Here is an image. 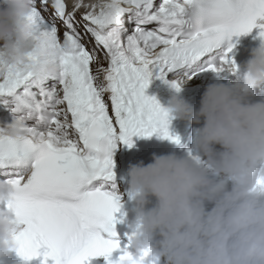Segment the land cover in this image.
Masks as SVG:
<instances>
[{
  "label": "snow or ice",
  "instance_id": "1",
  "mask_svg": "<svg viewBox=\"0 0 264 264\" xmlns=\"http://www.w3.org/2000/svg\"><path fill=\"white\" fill-rule=\"evenodd\" d=\"M50 2L65 26L63 40L55 19L42 14ZM81 8L92 49L77 27ZM30 19L43 37L32 63L9 66L0 77V103L34 122L28 138L0 140V180L16 188L5 207L24 225L16 251L40 264H91L98 257L124 264L131 252L114 239L122 206L114 149L133 147L134 136L179 142L170 115L146 95L150 78L155 72L169 83L171 74L180 90L200 72L235 71L233 37L258 29L264 38V0H78L71 11L66 0H40L39 8L34 0ZM48 63L57 66L54 74ZM116 250L122 254L112 261Z\"/></svg>",
  "mask_w": 264,
  "mask_h": 264
},
{
  "label": "clouds",
  "instance_id": "2",
  "mask_svg": "<svg viewBox=\"0 0 264 264\" xmlns=\"http://www.w3.org/2000/svg\"><path fill=\"white\" fill-rule=\"evenodd\" d=\"M33 5L34 0H0V77L9 66H29L43 40L30 19ZM245 68L231 85L209 84L198 109L179 95L163 107L176 119L202 126L194 129L191 155H153L147 165H130L135 218L127 245L134 253L124 264H264V183H258L264 181V100L250 99L264 84V41L251 50ZM46 70L58 69L48 63ZM98 87L109 92L107 80ZM169 87L176 90L171 81ZM31 134L32 126L19 115L0 126V140ZM15 193L0 180V206L12 203ZM23 229L13 209L0 207V258L16 251Z\"/></svg>",
  "mask_w": 264,
  "mask_h": 264
},
{
  "label": "bare ground",
  "instance_id": "3",
  "mask_svg": "<svg viewBox=\"0 0 264 264\" xmlns=\"http://www.w3.org/2000/svg\"><path fill=\"white\" fill-rule=\"evenodd\" d=\"M78 2V0H66V3H67V6H68V10L71 11L72 10V6L74 3ZM83 3H86V4H92V3H97V0H82ZM159 2V1H158ZM51 3V2H50ZM37 4L40 6V0H37ZM48 10L50 12V16H45L47 19L49 20H52V19H55V22L57 25L61 26L62 27V35H63V32L66 30L65 29V26L63 25L62 21L59 20V18H56L55 15L53 16L54 13V9L52 7L51 4H49V7H48ZM44 12H47V11H44ZM84 12V9L81 8L79 10L76 11V21L78 22L77 24V27L79 28L82 36H83V42L85 43V45L89 48V49H92L94 47V40L92 39V37L90 36V34H86L84 32V29L82 27V24H83V21L81 20V16ZM60 27V28H61ZM61 34V33H60ZM63 40V36H62V39ZM168 77H172V75L170 74ZM173 78V77H172ZM181 79H183V77H181ZM168 80V79H167ZM184 84H182L181 88H180V91L179 93L176 92V90L172 89L169 87V83H166L164 80H161L159 79L157 76H156V73L154 72L153 73V76L150 78V83H149V86L148 88L146 89V95H148L149 97H154L157 101H158V95L162 94L166 97H168V95L170 96V98H172L174 95H179L180 97L184 98L185 97V94L187 92V89L183 87ZM169 101H160V105L162 107H167ZM197 104V102L192 103L191 105L194 106ZM3 115H12L14 117L20 115V114H17V113H13L10 109V107L0 103V116H3ZM170 122H169V130L172 134H176L177 132V126L180 125L181 123V120L180 119H176L172 116H170ZM199 125L197 124H194V123H190L188 125V128H197ZM217 148L219 149V146H217ZM116 183L120 184V182L118 180L115 181Z\"/></svg>",
  "mask_w": 264,
  "mask_h": 264
},
{
  "label": "rangeland",
  "instance_id": "4",
  "mask_svg": "<svg viewBox=\"0 0 264 264\" xmlns=\"http://www.w3.org/2000/svg\"><path fill=\"white\" fill-rule=\"evenodd\" d=\"M159 0H157V3H159L158 2ZM51 4V3H50ZM37 7L39 8L40 6L37 4ZM42 14L44 15V16H47V18H48V16H50V12H49V10H47V12H44L43 10H42ZM55 14H53V16H54ZM58 26V31H59V35H60V39H62V27L61 26H59V25H57ZM61 27V28H60ZM61 33V34H60Z\"/></svg>",
  "mask_w": 264,
  "mask_h": 264
}]
</instances>
